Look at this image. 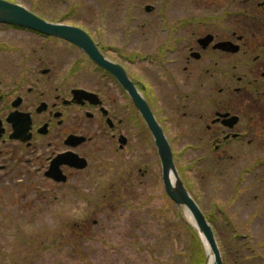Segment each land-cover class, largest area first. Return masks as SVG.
<instances>
[{"label":"flooded vegetation","instance_id":"obj_1","mask_svg":"<svg viewBox=\"0 0 264 264\" xmlns=\"http://www.w3.org/2000/svg\"><path fill=\"white\" fill-rule=\"evenodd\" d=\"M173 1L160 0L159 8L143 6L145 16L156 14L160 24L144 19L142 24L113 26L116 30L110 32H122L123 41L107 40L98 26L92 32L83 30L102 58L120 67L146 100L166 132L175 161L173 147L183 140L198 143L189 148L196 152L212 146L196 160L210 156L234 160L241 146L254 151L259 141L253 126L264 124V2L253 10V38H249L238 31L247 0H227L209 17L190 15L169 22L167 7ZM229 17L235 18L233 29L227 26ZM76 52L80 58L62 76V59ZM84 64L90 66V89L70 87L69 79L81 74ZM131 124H140L154 142L128 90L112 72L70 42L0 23V184L39 174L65 186L68 174L89 167V156L81 151L85 146L96 143L94 157L104 155L105 148L108 153L122 152L129 144L126 134ZM115 144L117 150L112 148ZM68 153L85 159L87 167L56 162L74 161ZM186 185L199 202L189 182ZM233 236L242 238L240 245L246 243L248 252L243 256L244 248L237 250L235 264H264L259 244L248 243V234ZM223 258L226 264L225 250Z\"/></svg>","mask_w":264,"mask_h":264},{"label":"rangeland","instance_id":"obj_2","mask_svg":"<svg viewBox=\"0 0 264 264\" xmlns=\"http://www.w3.org/2000/svg\"><path fill=\"white\" fill-rule=\"evenodd\" d=\"M8 1L49 22L89 32L98 26L107 40L123 41L118 29L110 32L116 30L113 26L142 24L144 19L160 24L156 14L146 17L142 10L145 4L159 8L160 0ZM226 2L174 0L167 7V19L209 17L220 12ZM262 2L247 0L242 4L239 33L253 38L251 16L256 4ZM234 23L235 18L229 17L227 26L233 29ZM68 55L62 59V76L81 56L78 52ZM90 75V66L84 64L81 74L69 79L70 87L90 89ZM253 127L259 141L256 149L248 151L241 146L234 160L215 156L196 160L212 146L204 145L196 152L189 149L198 145L193 140L176 142L173 147L182 179L189 182L211 220L221 250L226 251V264H235L240 248H244L243 256L248 255L246 243L240 245L242 238L234 234H248V243L253 245L264 240V124ZM126 137L129 144L122 152L108 153L105 148L100 157L92 156L96 143L85 146L81 151L89 156V167L68 174L65 186L48 182L39 174L0 184V264H188L192 248L198 249L202 243L192 227L193 220L184 207L178 208L167 197L157 150L148 132L140 124H131ZM112 148L117 150L118 145ZM139 170L148 173L142 177ZM81 232L86 237L82 238ZM259 245L258 253L264 255V246Z\"/></svg>","mask_w":264,"mask_h":264},{"label":"water","instance_id":"obj_3","mask_svg":"<svg viewBox=\"0 0 264 264\" xmlns=\"http://www.w3.org/2000/svg\"><path fill=\"white\" fill-rule=\"evenodd\" d=\"M0 23L22 27L33 30L37 33L63 39L79 47L92 60L98 62L102 67L112 72L123 87L128 90L133 104L137 107L148 129L150 130L162 168V181L168 197L178 206L184 207L193 220L192 227L202 240L206 252V264L211 257V264H224L223 254L217 240L214 228L207 219L203 210L188 191L184 180L178 170L172 146L162 125L156 119L146 100L137 92L134 84L127 77L126 73L118 66L104 60L90 37L83 29L62 23L46 21L26 7L8 0H0ZM229 44H222L220 47H227ZM76 94H87L84 91H76ZM83 139L79 138L78 141ZM74 161L56 159V162H65L77 169H85L87 161L72 153ZM65 181L66 178H63Z\"/></svg>","mask_w":264,"mask_h":264},{"label":"trees","instance_id":"obj_4","mask_svg":"<svg viewBox=\"0 0 264 264\" xmlns=\"http://www.w3.org/2000/svg\"><path fill=\"white\" fill-rule=\"evenodd\" d=\"M254 14H252L253 16ZM210 220V219H209ZM211 221V220H210ZM189 227V226H188ZM189 229L191 230V228L189 227ZM77 232V234L79 233L77 230H75ZM193 235L195 236L197 242L200 244V242L198 241V236H196L195 232H192ZM83 233L81 232V235ZM86 237L85 233L82 235V238ZM200 240V239H199ZM193 243H196L193 241ZM191 258L188 262V264H204L206 262V253L204 251L203 245L202 243L200 244V247L198 249H196L195 247L192 248L191 251Z\"/></svg>","mask_w":264,"mask_h":264},{"label":"bare ground","instance_id":"obj_5","mask_svg":"<svg viewBox=\"0 0 264 264\" xmlns=\"http://www.w3.org/2000/svg\"><path fill=\"white\" fill-rule=\"evenodd\" d=\"M211 263H212V258L210 257L208 260V264H211Z\"/></svg>","mask_w":264,"mask_h":264}]
</instances>
